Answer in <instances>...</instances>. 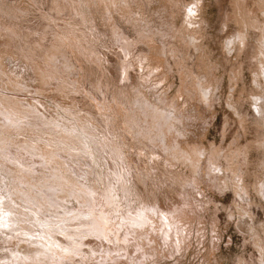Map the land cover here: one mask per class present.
<instances>
[{
    "label": "rangeland",
    "instance_id": "1",
    "mask_svg": "<svg viewBox=\"0 0 264 264\" xmlns=\"http://www.w3.org/2000/svg\"><path fill=\"white\" fill-rule=\"evenodd\" d=\"M264 0H0V264H264Z\"/></svg>",
    "mask_w": 264,
    "mask_h": 264
},
{
    "label": "bare ground",
    "instance_id": "2",
    "mask_svg": "<svg viewBox=\"0 0 264 264\" xmlns=\"http://www.w3.org/2000/svg\"><path fill=\"white\" fill-rule=\"evenodd\" d=\"M264 34V33H263Z\"/></svg>",
    "mask_w": 264,
    "mask_h": 264
}]
</instances>
